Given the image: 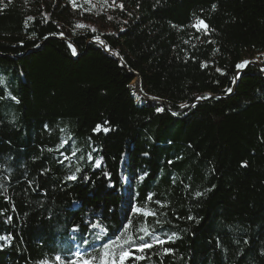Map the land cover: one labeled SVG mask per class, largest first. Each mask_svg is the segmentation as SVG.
<instances>
[{"label": "trees", "instance_id": "obj_1", "mask_svg": "<svg viewBox=\"0 0 264 264\" xmlns=\"http://www.w3.org/2000/svg\"><path fill=\"white\" fill-rule=\"evenodd\" d=\"M116 2L124 8L112 15L110 32L86 29L70 40L65 27L87 17L69 0L0 5V176L12 177L0 195V235L13 237L0 250V264L74 258L77 245L91 251L114 239L130 216L135 235H142L135 228L144 218L131 210L151 192L168 206L148 207L167 213L157 218L169 223L160 229L149 217L147 224L180 239L165 245L174 254L127 264H264V0ZM194 14L215 29L210 36L190 26ZM30 16L35 20L26 24ZM247 53L262 54L263 62L239 75L235 66ZM145 93L165 101V111L156 112ZM209 93L210 99H196ZM75 149L61 165L62 153ZM89 153L103 157L100 169L92 168ZM76 166L78 176L91 179L66 181ZM43 169L50 171L40 175ZM97 222L109 229L101 240L95 239L100 229L91 227Z\"/></svg>", "mask_w": 264, "mask_h": 264}, {"label": "snow or ice", "instance_id": "obj_2", "mask_svg": "<svg viewBox=\"0 0 264 264\" xmlns=\"http://www.w3.org/2000/svg\"><path fill=\"white\" fill-rule=\"evenodd\" d=\"M12 3V0H7V3H4V0H0V5L3 6V8H7L10 4ZM69 3L71 4L73 9H76L77 7L82 8L84 11H91L92 8H95V5L92 4V0H83V3L78 5L77 0H69ZM104 3L107 4V0H104ZM113 5H116V0H112ZM84 4H89L91 5L90 8H84ZM120 7L121 10H123L124 5L123 3H120L119 5H116ZM139 5H137L138 7ZM216 4L212 5V11L216 10ZM203 10H201L202 12ZM45 21L49 18L48 13H43L42 14ZM131 15V13H129ZM108 19L111 20L113 19L112 16H108ZM35 17H27L25 23L27 24L28 21H34ZM194 23L190 25L192 28H195L197 32H202L205 36H210L212 32L215 31V29H211L210 26L206 23L204 19H202L199 16H195L194 14ZM75 27L77 28H83L86 27L83 24H76ZM173 27H176L173 25ZM124 29H121L123 31ZM92 31L95 32L96 29L92 28ZM61 36L64 35L63 32L59 33ZM35 35V33H33ZM196 39H199V37H195ZM95 41L100 43L101 45H104V41L100 40L99 36H95L93 38ZM209 43H213L212 41H207ZM185 43H188L185 41ZM39 45H37L38 47ZM69 48L71 49L72 55H76V49L73 47L71 44L68 45ZM106 51H111L110 48L106 47ZM214 51H218V49H215ZM119 55L118 53H116ZM192 59H195V57H191ZM259 59V58H258ZM253 61L245 60L241 61L238 63L235 67L238 70L244 69L248 64L252 63ZM209 63L208 61L202 62V67H208ZM217 72H220L221 75H224L223 69L216 68ZM239 79V75H235L232 77V83L235 84V82ZM218 83V81H217ZM227 93H232L233 88L229 87L225 90ZM145 96L147 94L145 93ZM212 98V94H206L204 96H198L196 97L197 100H203V99H210ZM218 98V97H217ZM13 100H15L17 103H19V100L16 97H12ZM137 99H140L139 96ZM152 99H157L153 97ZM179 107L181 109L188 108V107H195V104L193 105H188V104H180ZM165 109L164 107L158 106L156 108V112H164ZM179 113H173V115H178ZM105 124H108V121H105ZM48 126L45 125V128ZM99 125H97L96 128L93 129V131H98L99 130ZM112 129L110 128H105L104 131H110ZM62 132L66 131L65 129H61ZM69 140H71V136H68L67 139H62L57 145L55 150L59 151L60 149L64 148L65 145L69 143ZM49 152H52L53 149H48ZM79 151V149H75L71 156H68L66 154L62 153L63 159L59 160V163L63 165L65 161H71L72 156H75L76 153ZM144 155H148V153H144ZM182 157H177V159H181ZM80 159H83V157H80ZM89 162L94 169H100L102 167L103 163V157L99 158H94L91 153H89L88 156ZM168 163H173V161H168ZM247 164L244 162L242 164V167H246ZM0 169H2V166H0ZM50 169H43L40 173V175H45ZM82 169L79 166H76L74 171H71L70 174L66 175L64 179L66 181H77L79 179H83L84 181H89L91 177L84 175V176H78V173H81ZM103 175L110 179L111 174L104 172ZM147 173H145V176ZM145 177L141 176L140 180H143ZM12 177L9 176H0V195H4L7 192V182L11 181ZM25 180H27L28 187L32 189V191H36V189L39 187L36 185V187H33L35 184V180H29L27 176H25ZM173 183H175V179H173ZM189 188L191 186H188ZM211 188L205 189L204 192L196 191L194 193V198H199L204 196L207 192L211 191ZM156 196V193L151 192L148 193L145 197L143 205H134L131 214L132 216H142L144 218V222L139 225L138 228H135L136 232L142 233V235L136 236L133 233V228H134V222L132 217L130 216L126 223L123 226L122 231L120 232L119 235H117L114 239H108L107 243H104L101 247L95 248L93 247L91 251L87 250H81L80 245H77V250L72 254L74 258H68L65 259L60 255L55 256V260L50 261L47 259L38 261L37 264H127V261L129 259H134L135 261L139 262L141 260H146L150 259L152 255H157V256H164V255H169V254H174L175 249L171 247H165V245L169 244H175L178 239H180V236L177 232L172 231H160L157 232L155 231L154 227H151L147 224V219L148 217H153L155 219V226H158L160 229L164 228V225L166 223H169L167 219L164 218H157V217H166L167 213H160L157 211L156 208H149L148 205L150 203H154L155 205H158L159 208L163 209L167 207V203L165 201H162L160 199H155L154 197ZM5 199L8 201H11V197L5 196ZM12 210H15V205H12ZM0 216H4V210H0ZM177 219H184L183 217H177ZM187 220H195L196 218L189 215L186 217ZM13 218L11 216H7L6 219L4 220V223L11 224ZM199 223V221H196ZM92 228H98L100 229V232L97 233L95 236L96 240H101L104 239L107 234L109 229L102 226L99 222L91 224ZM79 231V225L75 226L73 228V232ZM103 233V235H101ZM147 237V239H146ZM12 239L13 237L11 235H0V250H3L5 247H9L12 244ZM137 241H139L137 243ZM83 243L85 245L90 244V241L87 239H84ZM239 243V241H237ZM244 243L247 244L248 241L244 240ZM159 247V250L157 252H151V253H146V250H150L153 248Z\"/></svg>", "mask_w": 264, "mask_h": 264}, {"label": "rangeland", "instance_id": "obj_3", "mask_svg": "<svg viewBox=\"0 0 264 264\" xmlns=\"http://www.w3.org/2000/svg\"><path fill=\"white\" fill-rule=\"evenodd\" d=\"M66 3V1H65ZM92 4L95 5V8H92L91 11H84L83 9H80L81 13H83L87 19H75L73 21V24H75L74 22H76V24H83L86 27L83 28H77L75 27H70V26H66L65 27V31H66V35L68 36V40H70L75 34L76 32H84L86 29H92L95 28L96 31L101 32V33H107L110 32L112 30V23L111 21L108 19V16H112L114 14V12L117 10L118 3L116 2V5H113L112 0H107V4L104 3V0H92ZM90 8L91 5L89 4H84V8ZM78 7L74 10H77ZM259 58V59H258ZM245 60H249V61H253L252 63L248 64L244 69L245 70L248 66L250 65H260L263 62V55L262 54H254V53H247L245 55L244 61ZM242 70H239L242 71ZM137 83L138 80L136 79L133 82V86L137 87ZM136 98L139 96V98H141V94L139 92H135L134 95ZM146 102L154 107H166V102L160 99H152L153 97H148L145 96L143 97ZM126 180V179H125ZM142 217V216H139ZM149 218V217H148ZM134 235L135 232L133 231Z\"/></svg>", "mask_w": 264, "mask_h": 264}, {"label": "water", "instance_id": "obj_4", "mask_svg": "<svg viewBox=\"0 0 264 264\" xmlns=\"http://www.w3.org/2000/svg\"><path fill=\"white\" fill-rule=\"evenodd\" d=\"M244 71H245V70L240 71V72H239V75H241Z\"/></svg>", "mask_w": 264, "mask_h": 264}]
</instances>
